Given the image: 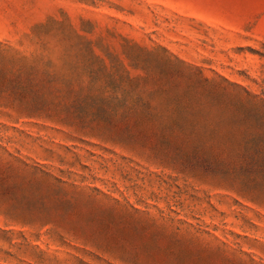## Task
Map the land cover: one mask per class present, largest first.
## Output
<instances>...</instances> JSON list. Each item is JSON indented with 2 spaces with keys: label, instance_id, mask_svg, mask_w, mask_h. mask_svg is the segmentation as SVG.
Instances as JSON below:
<instances>
[{
  "label": "rangeland",
  "instance_id": "1",
  "mask_svg": "<svg viewBox=\"0 0 264 264\" xmlns=\"http://www.w3.org/2000/svg\"><path fill=\"white\" fill-rule=\"evenodd\" d=\"M0 264H264V0H0Z\"/></svg>",
  "mask_w": 264,
  "mask_h": 264
}]
</instances>
